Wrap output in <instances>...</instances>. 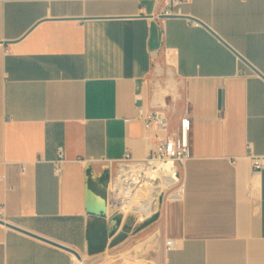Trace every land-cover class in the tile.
<instances>
[{
	"label": "crops",
	"instance_id": "1",
	"mask_svg": "<svg viewBox=\"0 0 264 264\" xmlns=\"http://www.w3.org/2000/svg\"><path fill=\"white\" fill-rule=\"evenodd\" d=\"M160 10L0 0V207L24 231L0 225V264H80L71 251L85 263L113 251L264 264V171L250 159L264 156V0H189L166 20ZM141 109L173 127L188 116L192 158L183 191L145 192L134 217L109 196L122 159L153 148ZM104 201L107 216L89 212Z\"/></svg>",
	"mask_w": 264,
	"mask_h": 264
},
{
	"label": "built area",
	"instance_id": "2",
	"mask_svg": "<svg viewBox=\"0 0 264 264\" xmlns=\"http://www.w3.org/2000/svg\"><path fill=\"white\" fill-rule=\"evenodd\" d=\"M149 1L160 6L158 18L161 20L183 17L184 6L189 2V0ZM140 119L144 122L146 131L151 133L147 140L153 143V148L144 160H136L128 153L119 163L118 171L111 183L109 203L114 209L124 213L123 205L130 201L135 191L133 188L141 187L146 181L159 184L161 181L173 180L174 188L182 192L183 169L192 158V123L188 116L182 118L177 127L172 126L170 117L163 110L146 113L141 109ZM250 159L255 171H264V156L252 155ZM61 164L62 162L56 164L57 175L61 174ZM167 191L169 189L164 190L160 196ZM0 219L5 221L3 207H0ZM166 248L168 251L174 249L175 243L167 241Z\"/></svg>",
	"mask_w": 264,
	"mask_h": 264
},
{
	"label": "rangeland",
	"instance_id": "3",
	"mask_svg": "<svg viewBox=\"0 0 264 264\" xmlns=\"http://www.w3.org/2000/svg\"><path fill=\"white\" fill-rule=\"evenodd\" d=\"M183 110V104H179L177 107V110ZM158 206L160 204V197L159 200L157 201ZM126 213V212H125ZM126 214H130V212L126 213ZM134 217L136 215L132 214ZM138 217V216H137ZM138 219H140L138 217ZM152 254V253H151ZM149 252L147 253H141V254H137L135 256H131L128 253H123V254H117L113 251H111L110 253H107L106 255H103L101 257L98 258H94V259H88L85 260L87 264H154L153 261V255H151ZM77 260V259H76Z\"/></svg>",
	"mask_w": 264,
	"mask_h": 264
},
{
	"label": "bare ground",
	"instance_id": "4",
	"mask_svg": "<svg viewBox=\"0 0 264 264\" xmlns=\"http://www.w3.org/2000/svg\"><path fill=\"white\" fill-rule=\"evenodd\" d=\"M174 184L175 183L173 182V180L161 181L159 184L154 181H146L141 187L133 188V190L135 191L132 193L130 201L123 205V210L134 212L138 199L143 198L145 196V192L148 194V196L151 197L154 195L155 192H160L161 195L164 190L174 188ZM78 261H80V264H86L82 260Z\"/></svg>",
	"mask_w": 264,
	"mask_h": 264
},
{
	"label": "water",
	"instance_id": "5",
	"mask_svg": "<svg viewBox=\"0 0 264 264\" xmlns=\"http://www.w3.org/2000/svg\"><path fill=\"white\" fill-rule=\"evenodd\" d=\"M243 61H245L242 57H240ZM246 62V61H245ZM248 64V63H247ZM249 65V64H248ZM250 67H251V65H249ZM256 73H258V71H256L253 67H251ZM259 74V73H258ZM90 213H94L95 215H98V216H102V217H104V216H107V213H108V206H107V202L106 201H104L101 205H100V207L97 209V210H90L89 211ZM0 225H2V226H5V227H7V228H9V229H14V230H18V231H20V232H24L23 230H21V229H19V228H17V227H15V226H13V225H11V224H9V223H7L6 221H4V220H1L0 219ZM74 255H75V257L78 259V260H83L82 259V257L78 254V253H76L75 251H71Z\"/></svg>",
	"mask_w": 264,
	"mask_h": 264
}]
</instances>
